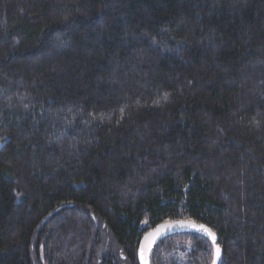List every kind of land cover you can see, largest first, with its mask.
<instances>
[{"label": "trees", "instance_id": "1", "mask_svg": "<svg viewBox=\"0 0 264 264\" xmlns=\"http://www.w3.org/2000/svg\"><path fill=\"white\" fill-rule=\"evenodd\" d=\"M175 221L264 264V0H0V264H138Z\"/></svg>", "mask_w": 264, "mask_h": 264}, {"label": "water", "instance_id": "2", "mask_svg": "<svg viewBox=\"0 0 264 264\" xmlns=\"http://www.w3.org/2000/svg\"><path fill=\"white\" fill-rule=\"evenodd\" d=\"M208 229L212 234L215 236V245H217L218 238L215 233L211 231L208 227L200 224H196L192 221H175V222H167L157 225L154 229L148 231L140 240L139 247H138V264H149V254L150 251L155 243H157L162 238L176 233L182 232H190V233H197L204 236L212 246V260L210 264H213V257L215 255L214 245L212 239L208 236L203 229ZM219 247V246H218ZM220 249V256L216 260V264L222 263V249Z\"/></svg>", "mask_w": 264, "mask_h": 264}, {"label": "snow or ice", "instance_id": "3", "mask_svg": "<svg viewBox=\"0 0 264 264\" xmlns=\"http://www.w3.org/2000/svg\"><path fill=\"white\" fill-rule=\"evenodd\" d=\"M204 232H206L208 234V236L210 237V239H212L213 241V245H214V251H215V255L213 257V264H216V260L219 258L220 256V249L218 246L215 245V236L214 234H212L208 229L204 228L203 229Z\"/></svg>", "mask_w": 264, "mask_h": 264}]
</instances>
